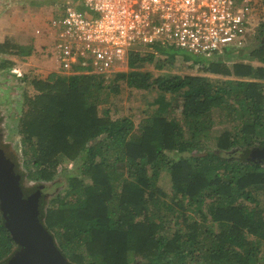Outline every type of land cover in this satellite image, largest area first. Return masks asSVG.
<instances>
[{"label": "trees", "instance_id": "1", "mask_svg": "<svg viewBox=\"0 0 264 264\" xmlns=\"http://www.w3.org/2000/svg\"><path fill=\"white\" fill-rule=\"evenodd\" d=\"M259 29V40L230 65L231 55L182 56L224 77H152L139 61L156 58L162 68L177 56L173 46L156 44L131 50L129 69L109 79L54 70L22 75L32 87L17 126L25 175L62 186L41 218L70 262L264 264V162L250 154L264 144V22ZM0 52L27 56L31 48L5 39ZM122 82L158 91L137 124L129 114H111ZM64 161L72 165L60 171ZM162 174L168 190L158 182ZM16 245L0 210V262Z\"/></svg>", "mask_w": 264, "mask_h": 264}, {"label": "built area", "instance_id": "2", "mask_svg": "<svg viewBox=\"0 0 264 264\" xmlns=\"http://www.w3.org/2000/svg\"><path fill=\"white\" fill-rule=\"evenodd\" d=\"M259 5L260 0H55L45 22L49 29L44 23L34 35L44 37L40 48L59 72L109 79L127 66L131 50L155 44L200 59L227 57V46L242 49L255 41Z\"/></svg>", "mask_w": 264, "mask_h": 264}, {"label": "rangeland", "instance_id": "3", "mask_svg": "<svg viewBox=\"0 0 264 264\" xmlns=\"http://www.w3.org/2000/svg\"><path fill=\"white\" fill-rule=\"evenodd\" d=\"M53 1L55 0H0V42H3L5 39L9 41L13 40L17 44L26 47L30 46L31 48V52L27 56H22L20 53L13 54L11 52H0V61L2 58L6 57L15 61V64L10 69L0 66V153H4L7 158H9L8 154H10L13 158L12 161L17 164V168L11 172L19 176L18 183L24 196L29 193H35L42 188L43 193H41V196L43 195V197L39 198L38 194H36L38 196V209L41 221V210L48 199L59 191L62 186L55 185L53 182L55 181L54 179L41 182V180L35 181L26 177L23 164L24 159L21 155V139L17 132V126L18 115L22 111L24 105V92H31L32 90L31 84L24 81L21 78L22 75L26 73L29 75L35 74L37 76H44L46 73L53 70L59 72L60 66L50 57V55L43 52L40 48L44 37L39 35L38 37L40 39L37 40L34 35L35 28L42 27L46 22L48 15L53 11ZM259 17L261 24V22H264V2H261V0L259 5ZM46 23L44 29L47 31L49 26ZM259 34L260 29L255 41L259 40ZM142 49V52L147 50L146 48ZM239 50L241 51L240 48L227 46V55H231L233 52ZM175 52L177 54L175 60L172 63H164L162 68H157L155 66L156 58L154 61H139L140 63L136 67L140 70L150 72L152 77L162 73H190L205 74L213 78L224 77L223 75L203 72V70L200 69L201 62H194L190 59L184 60V58H182L184 54L189 56L187 50L183 48H175ZM157 54L160 59L165 57L164 54ZM233 60L242 59L238 57L233 59L229 58L226 59L225 62L230 65ZM244 61L247 60L245 59ZM14 68H16V71ZM128 69L129 67L127 65L122 70ZM121 85L123 89L111 99V104L113 106L111 114L113 116L129 114L133 117L135 124H137L141 117L146 115L148 110L153 109L156 106L153 101L156 96H158V91L155 87L136 88L133 86H127L126 84H123V82ZM215 126H217V124ZM209 144L213 147V140H211ZM4 155L2 157V162H6ZM71 165V161H64L62 165L59 166L60 171L69 168ZM158 182L165 190L169 189L170 183L165 174H162L159 177ZM17 248L18 247L16 246L15 249ZM10 255H12V253ZM9 256H7V258Z\"/></svg>", "mask_w": 264, "mask_h": 264}, {"label": "water", "instance_id": "4", "mask_svg": "<svg viewBox=\"0 0 264 264\" xmlns=\"http://www.w3.org/2000/svg\"><path fill=\"white\" fill-rule=\"evenodd\" d=\"M250 154L264 162V144L252 148ZM18 178L8 171L5 184H0V210L18 247L0 264H73L41 221L38 196L34 193L24 196Z\"/></svg>", "mask_w": 264, "mask_h": 264}, {"label": "flooded vegetation", "instance_id": "5", "mask_svg": "<svg viewBox=\"0 0 264 264\" xmlns=\"http://www.w3.org/2000/svg\"><path fill=\"white\" fill-rule=\"evenodd\" d=\"M2 153H3V151H2ZM3 155H4V153L3 154L0 153V181H1L0 184L1 185L5 184V179L4 178H5V175L7 174V172L15 170L17 168V164L14 161H12L13 158L11 157L10 154H8L9 158H7L4 155V157L6 158V162H2ZM41 193H43L42 192V188L40 190H38L37 192H35L34 194H38L39 198H42L43 195L41 196Z\"/></svg>", "mask_w": 264, "mask_h": 264}, {"label": "crops", "instance_id": "6", "mask_svg": "<svg viewBox=\"0 0 264 264\" xmlns=\"http://www.w3.org/2000/svg\"><path fill=\"white\" fill-rule=\"evenodd\" d=\"M35 38H36L37 40H38V39H40L38 36H37V37H35ZM48 63H49V62H48ZM49 64H51V63H49Z\"/></svg>", "mask_w": 264, "mask_h": 264}]
</instances>
